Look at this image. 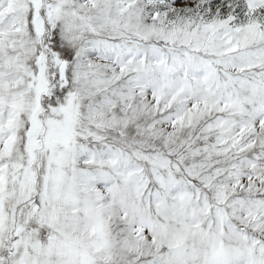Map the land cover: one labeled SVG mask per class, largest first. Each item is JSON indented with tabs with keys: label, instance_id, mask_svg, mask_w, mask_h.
Here are the masks:
<instances>
[{
	"label": "snow or ice",
	"instance_id": "6c2138e0",
	"mask_svg": "<svg viewBox=\"0 0 264 264\" xmlns=\"http://www.w3.org/2000/svg\"><path fill=\"white\" fill-rule=\"evenodd\" d=\"M0 264H264V0H0Z\"/></svg>",
	"mask_w": 264,
	"mask_h": 264
}]
</instances>
